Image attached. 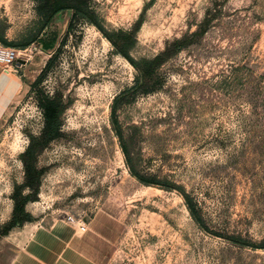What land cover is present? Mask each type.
Listing matches in <instances>:
<instances>
[{"label": "rangeland", "instance_id": "374dc122", "mask_svg": "<svg viewBox=\"0 0 264 264\" xmlns=\"http://www.w3.org/2000/svg\"><path fill=\"white\" fill-rule=\"evenodd\" d=\"M48 1L0 0L28 54L0 124V263L28 224L97 216L112 264H264V0Z\"/></svg>", "mask_w": 264, "mask_h": 264}, {"label": "crops", "instance_id": "0c3cea01", "mask_svg": "<svg viewBox=\"0 0 264 264\" xmlns=\"http://www.w3.org/2000/svg\"><path fill=\"white\" fill-rule=\"evenodd\" d=\"M16 72H4L0 67V124L27 89L26 77ZM80 220L85 232L66 218L24 226L4 241L0 264H112L115 226L97 216Z\"/></svg>", "mask_w": 264, "mask_h": 264}, {"label": "trees", "instance_id": "16d2710c", "mask_svg": "<svg viewBox=\"0 0 264 264\" xmlns=\"http://www.w3.org/2000/svg\"><path fill=\"white\" fill-rule=\"evenodd\" d=\"M66 0H57L55 2V10L54 12L56 11H59L61 9H64L66 8L64 5ZM45 4L46 6L49 4V1L48 0H45ZM68 7V6H67ZM52 15V14H51ZM93 22V21H92ZM95 24V23H94ZM97 26V25H96ZM102 30V29H100ZM104 32V31H102ZM104 34H106L104 32ZM107 36V35H106ZM0 43L4 46H14V47H17V48H20V47H23L24 45L23 44H20V43H12V42H7L4 37H2L0 35ZM116 123H114L113 125H115ZM130 172L132 173V175H134L138 181L142 184H145V185H154V186H158V187H163L164 185L162 183H160L159 181H155L153 179H147V178H143V177H140L139 175H137L134 171H131ZM27 187L30 188L29 185H27ZM182 198L186 204V207L190 213V216L193 218V220L200 226H203V221H202V217L200 215V213L198 212V210L196 209L195 205L191 202L190 198L188 195L186 194H183L182 195ZM18 216H21L19 219H18ZM28 220L25 218V215H24V212L22 209H20V207H18V205H15L14 207V211H13V215H12V222L10 224V228H13L15 227L16 224H19V223H24V222H27ZM5 233H3L4 235ZM260 248H264V242L259 246Z\"/></svg>", "mask_w": 264, "mask_h": 264}, {"label": "built area", "instance_id": "2783aa9c", "mask_svg": "<svg viewBox=\"0 0 264 264\" xmlns=\"http://www.w3.org/2000/svg\"><path fill=\"white\" fill-rule=\"evenodd\" d=\"M26 52L27 50L19 51L13 48L0 45V67L3 69L4 72H16V70L20 67V65H18L20 54L28 56ZM67 221H76L78 223L79 231H86V226L83 222H81L80 219H75L73 217L67 216Z\"/></svg>", "mask_w": 264, "mask_h": 264}, {"label": "bare ground", "instance_id": "6f19581e", "mask_svg": "<svg viewBox=\"0 0 264 264\" xmlns=\"http://www.w3.org/2000/svg\"><path fill=\"white\" fill-rule=\"evenodd\" d=\"M10 89V88H9ZM96 90V89H95ZM92 93H96V91L94 92H92ZM90 93H89V91H87V90H84V92L82 93V95L85 97V96H88ZM94 96V95H93ZM108 159V158H107ZM103 162V161H102Z\"/></svg>", "mask_w": 264, "mask_h": 264}]
</instances>
